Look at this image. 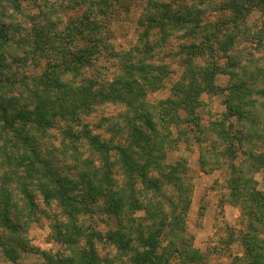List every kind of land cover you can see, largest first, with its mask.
<instances>
[{"label": "trees", "instance_id": "16d2710c", "mask_svg": "<svg viewBox=\"0 0 264 264\" xmlns=\"http://www.w3.org/2000/svg\"><path fill=\"white\" fill-rule=\"evenodd\" d=\"M30 1L0 0V257L210 264L186 228L190 153L206 144L199 169L223 174L241 221L209 255L238 243L229 264H264V0H58L27 14ZM140 2L135 43L114 47L113 24ZM52 205L59 249L38 251L25 235Z\"/></svg>", "mask_w": 264, "mask_h": 264}, {"label": "rangeland", "instance_id": "374dc122", "mask_svg": "<svg viewBox=\"0 0 264 264\" xmlns=\"http://www.w3.org/2000/svg\"><path fill=\"white\" fill-rule=\"evenodd\" d=\"M58 0H36L30 1L24 4V11L27 14H34L41 11L45 3L56 2ZM160 2H166L168 0H157ZM143 3H138L134 8L128 12L127 17L124 14H120L117 18V22L113 24V39L111 43L114 47L124 50L128 49L131 45L135 43L136 33V21L141 14V7ZM78 12V11H73ZM75 13H72L74 15ZM253 20H257L258 16H253ZM252 21V20H251ZM105 65L103 64V66ZM106 67L108 65L106 64ZM172 69L175 71V64L171 65ZM102 71L106 73H111L113 70H108L104 68ZM106 75V74H105ZM108 75V74H107ZM180 75V70L171 76L166 83L165 88L149 96L150 101H157L164 99L169 95L170 85L174 83L176 77ZM108 79L111 76H107ZM226 78H220L221 85H225ZM222 99L220 97H206L205 102L210 109L212 114L220 113L223 111L221 106ZM119 106H116L112 111L111 109H106V114H115V109L118 110ZM120 109V108H119ZM204 125L206 121H213V118L208 115L204 116ZM98 120H94L96 123ZM52 138L50 141L53 144L59 142V137L57 131L51 132ZM208 138V137H207ZM206 146V144H203ZM194 145L190 153V159L188 162L189 174L188 178L192 183V195H191V205L188 215L187 222V234L193 237V246L198 249L203 254H208L210 258V264H229L233 257H242V248L238 243H234L228 251L219 252V257L209 255L213 250H219L225 247L224 244L227 241L229 229L234 228L236 231L241 229L240 225V212L238 208L228 204L226 202V190L223 182L222 173H210L205 174L200 171L198 161L199 154L201 152V147ZM178 158V153L175 151H170L167 154L166 161L169 165L175 164ZM254 180L257 182V188L264 190V173H258L254 176ZM36 202L39 203V209L45 210V208L40 205V199L37 197ZM50 211L45 213L37 214L38 221L31 224L28 227L27 234L25 235L29 247H33L38 251H58V246L50 241V230L49 224L51 218L58 214V210L55 205H52ZM103 227V226H101ZM222 245V247H221ZM222 254V255H221ZM221 255V256H220ZM20 263L22 264H43L42 257L37 253H27L23 254ZM0 264H9L4 259L0 257Z\"/></svg>", "mask_w": 264, "mask_h": 264}]
</instances>
